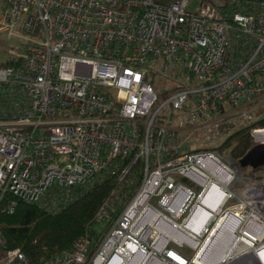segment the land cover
<instances>
[{
	"label": "built area",
	"instance_id": "2783aa9c",
	"mask_svg": "<svg viewBox=\"0 0 264 264\" xmlns=\"http://www.w3.org/2000/svg\"><path fill=\"white\" fill-rule=\"evenodd\" d=\"M2 32L24 53L0 66V206L56 212L116 182L95 249L81 237L45 264H264V173L182 147L264 101V0H0ZM169 68L187 84L159 96L148 75ZM0 264L31 263L15 248Z\"/></svg>",
	"mask_w": 264,
	"mask_h": 264
},
{
	"label": "trees",
	"instance_id": "16d2710c",
	"mask_svg": "<svg viewBox=\"0 0 264 264\" xmlns=\"http://www.w3.org/2000/svg\"><path fill=\"white\" fill-rule=\"evenodd\" d=\"M21 58H6L0 61V66L18 63ZM178 87L176 85L163 97ZM252 125L253 128L264 127V116L228 135L215 149L219 152L227 151L237 162L254 145L249 129ZM226 129L221 127L222 131ZM115 183V179L109 175L89 187H77L71 199L56 212H48L39 205L24 202H18L14 210L9 212L3 209L2 204L0 239L3 242L0 240V260L7 250L19 248L31 264H45L69 249L81 237L90 240V250L95 249L107 228L97 219L96 214Z\"/></svg>",
	"mask_w": 264,
	"mask_h": 264
},
{
	"label": "rangeland",
	"instance_id": "374dc122",
	"mask_svg": "<svg viewBox=\"0 0 264 264\" xmlns=\"http://www.w3.org/2000/svg\"><path fill=\"white\" fill-rule=\"evenodd\" d=\"M23 48L24 46L22 39L16 37H8L5 32L0 33V61L5 60L6 58L23 56ZM148 79L151 81L154 91L159 96L173 89L178 83L187 84V81L185 80V76L183 74H181L178 70H171L170 68L167 69V71L165 72H161L159 71V69H157L155 74L149 73ZM263 116L264 101L255 102L251 105H248V107L244 108L238 116H234L231 119L233 120L232 122H224L220 127L227 129L225 131H222L219 128V135L215 138V140L211 142H205L204 140H202V137L198 135L199 140H197L196 138L192 139L190 142L185 143L182 147L185 150H195L200 147L216 148L221 142H223L227 138L228 135H230L237 129L250 125V123ZM251 128L253 129V125L250 126V131ZM219 153H221L223 158L225 157V155H228L227 151ZM231 160L233 163H237L232 158ZM241 171L252 177H259L261 174L264 173L263 169L252 170L249 167L242 168ZM236 190H238V188H236ZM102 223L104 222L102 221Z\"/></svg>",
	"mask_w": 264,
	"mask_h": 264
},
{
	"label": "water",
	"instance_id": "95a60500",
	"mask_svg": "<svg viewBox=\"0 0 264 264\" xmlns=\"http://www.w3.org/2000/svg\"><path fill=\"white\" fill-rule=\"evenodd\" d=\"M264 166V143L253 145L238 161L235 167L238 171L242 168L257 170Z\"/></svg>",
	"mask_w": 264,
	"mask_h": 264
},
{
	"label": "bare ground",
	"instance_id": "6f19581e",
	"mask_svg": "<svg viewBox=\"0 0 264 264\" xmlns=\"http://www.w3.org/2000/svg\"><path fill=\"white\" fill-rule=\"evenodd\" d=\"M220 199H221V194L217 195L215 197H207L204 200V203L210 208H215L217 206V204L220 202ZM198 264H205V262L204 261H198Z\"/></svg>",
	"mask_w": 264,
	"mask_h": 264
}]
</instances>
